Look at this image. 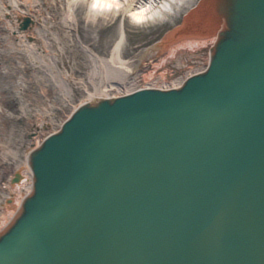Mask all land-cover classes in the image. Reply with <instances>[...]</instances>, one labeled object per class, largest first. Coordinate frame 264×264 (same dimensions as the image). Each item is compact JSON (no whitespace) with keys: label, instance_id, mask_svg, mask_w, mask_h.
Masks as SVG:
<instances>
[{"label":"water","instance_id":"95a60500","mask_svg":"<svg viewBox=\"0 0 264 264\" xmlns=\"http://www.w3.org/2000/svg\"><path fill=\"white\" fill-rule=\"evenodd\" d=\"M186 29L218 33L209 71L73 112L31 154L0 264H264V0Z\"/></svg>","mask_w":264,"mask_h":264},{"label":"rangeland","instance_id":"374dc122","mask_svg":"<svg viewBox=\"0 0 264 264\" xmlns=\"http://www.w3.org/2000/svg\"><path fill=\"white\" fill-rule=\"evenodd\" d=\"M198 2L178 0L173 9L138 20L125 6L99 8L94 0H0V223L9 217L11 180L27 152L91 94H119L115 80L130 87L157 63L176 79L206 57L210 40L194 49L161 46ZM141 4L135 0L131 8ZM26 18L33 21L23 28ZM111 85L117 87L106 90Z\"/></svg>","mask_w":264,"mask_h":264},{"label":"bare ground","instance_id":"6f19581e","mask_svg":"<svg viewBox=\"0 0 264 264\" xmlns=\"http://www.w3.org/2000/svg\"><path fill=\"white\" fill-rule=\"evenodd\" d=\"M135 0H94V5L98 6L99 8L103 6H125L127 7V10L130 11V15L134 16L138 20H146L149 16H153L158 10L165 9H173L172 2H177L178 0H139L142 4L141 6L136 8H131L133 2ZM209 0H199L197 5H195L184 17L182 24L176 28L174 31H171L169 35L164 39L162 43L163 49H172V48H185L189 47L190 49L197 48L199 44H206L207 41H211V45L209 46V52L206 54V57H202L200 59V62L197 64L194 61H191V68L190 71L188 70L187 73L181 75L180 77L176 79H170L169 77L172 75L171 68L165 67L162 72H159V65L158 63L153 66L151 70H145L142 71V73H139L136 75L131 81H130V87H125L123 85V82L120 80H115L114 82L119 87V94L116 95H105V96H99L96 97L91 94L90 99L84 101L82 104H80L78 107L74 109L73 112H75L81 105H84L86 103L94 104L97 101H100L104 98L114 99V98H122L127 96H132L136 93H140V91L145 90H153V91H173V90H182L186 84L189 82V80L197 75L204 74L209 71V69L212 67L213 63V47L216 44V41L218 39V33H208V34H202V35H196V36H188L187 32V25L191 19L198 11H200L208 2ZM17 6L16 4H12V6ZM22 19V17L20 18ZM33 19L31 20V22ZM31 27L34 25L30 24ZM124 32L122 33V36L120 40L118 41L116 45V50L120 51L123 40H124ZM176 50V49H174ZM169 54H173V51L170 50ZM184 55H181L179 59V64H176V67L182 68V64L184 59ZM177 60V59H176ZM175 60V61H176ZM164 64V62H163ZM170 64V63H169ZM122 85V86H121ZM117 86L111 85L110 88L106 90H110L112 88H116ZM96 97V99H94ZM73 114V113H72ZM72 114L63 122V124L52 133L48 134L46 137H44L42 140H38L35 144L32 145L31 149L26 154V162L25 166H23L21 169H19L17 172L14 173V176L11 180V186H10V196H13V198L9 199V202H12L10 205L7 206L9 209V217L5 220H2L0 223V233L5 230L9 224L18 217V215L21 213L22 210V203L26 199V197L31 194L34 191V171L31 166V154L36 150L38 147H40L44 141L50 137L51 135L61 131L63 126L65 125L66 121L71 118ZM36 134V133H35ZM34 136V135H33ZM31 136V137H33Z\"/></svg>","mask_w":264,"mask_h":264}]
</instances>
